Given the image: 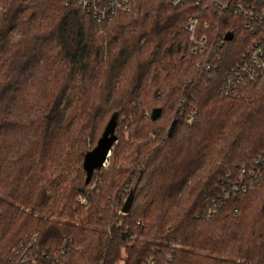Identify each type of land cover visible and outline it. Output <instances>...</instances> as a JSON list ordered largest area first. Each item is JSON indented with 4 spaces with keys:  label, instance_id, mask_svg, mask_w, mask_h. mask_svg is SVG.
<instances>
[{
    "label": "trees",
    "instance_id": "obj_1",
    "mask_svg": "<svg viewBox=\"0 0 264 264\" xmlns=\"http://www.w3.org/2000/svg\"><path fill=\"white\" fill-rule=\"evenodd\" d=\"M197 11L134 0L100 23L65 0H0V264H264V80L220 91L254 35L221 17L233 37L204 71Z\"/></svg>",
    "mask_w": 264,
    "mask_h": 264
},
{
    "label": "built area",
    "instance_id": "obj_2",
    "mask_svg": "<svg viewBox=\"0 0 264 264\" xmlns=\"http://www.w3.org/2000/svg\"><path fill=\"white\" fill-rule=\"evenodd\" d=\"M174 5L193 3L198 11L188 18L186 30L191 54L201 56L197 66L207 72L217 69L227 41L221 31L219 19L228 15L242 19L243 28L254 35L248 48L235 64L229 66L220 91L226 96H238L243 86L264 80V0H171ZM77 4L98 22L110 21L118 12H130L134 0H65V5ZM210 21H215V27ZM202 22V30L199 25ZM219 25V26H218ZM214 26V25H213ZM233 37V34H232ZM189 121L192 117L188 118ZM145 264H154L149 259Z\"/></svg>",
    "mask_w": 264,
    "mask_h": 264
},
{
    "label": "water",
    "instance_id": "obj_3",
    "mask_svg": "<svg viewBox=\"0 0 264 264\" xmlns=\"http://www.w3.org/2000/svg\"><path fill=\"white\" fill-rule=\"evenodd\" d=\"M225 39L231 40L232 33L231 32L226 33ZM159 116H160V109H154L151 113V119L155 120ZM115 141H116V136L112 132V125L109 124L107 128L104 130L102 136L98 139L96 145L91 150H89L85 155L83 165L86 170L87 180L90 178L94 169L100 168L106 163L107 158L110 154L112 144ZM141 174H142V170L138 169L136 171L134 181L132 182L129 188V192L120 207V211L123 213H127L129 211L133 199V194Z\"/></svg>",
    "mask_w": 264,
    "mask_h": 264
}]
</instances>
